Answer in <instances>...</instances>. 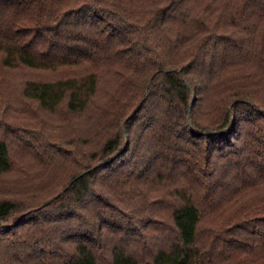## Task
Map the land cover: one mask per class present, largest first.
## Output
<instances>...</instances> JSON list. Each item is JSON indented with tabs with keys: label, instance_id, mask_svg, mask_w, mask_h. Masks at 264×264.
<instances>
[{
	"label": "trees",
	"instance_id": "trees-1",
	"mask_svg": "<svg viewBox=\"0 0 264 264\" xmlns=\"http://www.w3.org/2000/svg\"><path fill=\"white\" fill-rule=\"evenodd\" d=\"M0 264H264V0H0Z\"/></svg>",
	"mask_w": 264,
	"mask_h": 264
},
{
	"label": "rangeland",
	"instance_id": "rangeland-1",
	"mask_svg": "<svg viewBox=\"0 0 264 264\" xmlns=\"http://www.w3.org/2000/svg\"><path fill=\"white\" fill-rule=\"evenodd\" d=\"M12 79L11 82L14 84V86L19 85V79L21 78L20 74H12ZM11 87V90L16 92L17 89L15 87ZM16 97L17 94H13V97ZM13 104L16 103V108L14 111H11V114L16 115L21 117L22 120L25 121L26 125L31 126L33 128H43L45 131H47L48 133H52L51 130L54 132L53 127L55 124V122L60 121L62 118L61 113H53V114H44L43 112L40 111H34L36 110L35 107L33 109H31V107L29 105H25L23 104V100H18L16 98H13ZM20 107V109H18ZM20 113V115H18ZM79 124H83L84 121L81 120L78 122ZM51 129V130H50ZM68 130V129H67ZM55 133V132H54ZM85 146H88L87 144ZM15 157V160L19 163V164H23L25 166H27V168L35 174H40V162L41 160H39L37 158V156L35 154H33L30 150L27 151V149H19L16 146L15 149V153L13 154ZM56 171H60L56 170ZM42 174V172H41Z\"/></svg>",
	"mask_w": 264,
	"mask_h": 264
}]
</instances>
